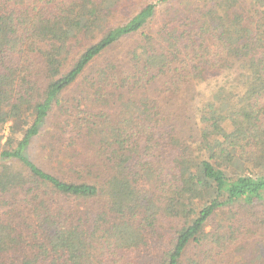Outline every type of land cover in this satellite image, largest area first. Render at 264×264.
Instances as JSON below:
<instances>
[{"label": "trees", "instance_id": "1", "mask_svg": "<svg viewBox=\"0 0 264 264\" xmlns=\"http://www.w3.org/2000/svg\"><path fill=\"white\" fill-rule=\"evenodd\" d=\"M130 3L0 0V264H264V0Z\"/></svg>", "mask_w": 264, "mask_h": 264}, {"label": "rangeland", "instance_id": "2", "mask_svg": "<svg viewBox=\"0 0 264 264\" xmlns=\"http://www.w3.org/2000/svg\"><path fill=\"white\" fill-rule=\"evenodd\" d=\"M155 1L156 0H131L130 5L140 4V3H145V2H155ZM158 7H162V6L159 5ZM154 24H155V22L153 24L151 23V25H150L151 28L153 26H155ZM135 38H140V37H135ZM128 42H133V40L132 39H126L123 43H120L118 46L113 48V50L105 53V55H103L101 57V59L97 60V62L95 63V65L93 67H91V69L92 70H95L96 68L98 69V66L105 63V61L116 60V52L117 51L119 52V54H122L125 57H129V55H128V51L130 49L129 44L130 45H132V44L128 43ZM126 64L129 65L127 62H126ZM154 87L155 86H152L151 88H149L148 91H146V95L149 97H155L156 100L162 99L163 100L162 104L166 108L172 107L174 105L173 104L174 102H171V103L165 102V101H169V99L162 98V96L156 97V95L159 94V91L157 89H154ZM80 88H81V86L79 85L77 87H71L69 89L68 96H70V98H68V96H67V98L65 100V102L67 103V107L73 108V106L77 103L76 100H74V98H79V100L81 102L79 104V107L81 109L82 108L87 109L96 115V113L99 111V107H97L91 103V101L89 100V99H91L90 95H89L88 99L81 98ZM200 88H202V87H198V89H200ZM71 96H73V97H71ZM182 104H184V103H182ZM56 111L57 112L52 113L50 115L49 119L47 120V122L45 124V127L41 130L40 135L33 139L31 145L27 149V154L32 160H34L37 164H39L43 167H47V168L49 167V163H53V161H54V156H53L54 152L59 150V149L61 150L65 146V142L63 140L58 142V140H59L58 134L62 133L59 131V129H60L59 128V125H60L59 121L62 119H65V118L66 119L67 118L75 119L76 118L75 115L77 114L75 111H73L74 113L67 112V111L64 112L61 110H56ZM2 134L4 137L7 134V127L6 126L3 129ZM63 137L66 139L69 136H68V134H64ZM51 145H54L53 149H52V153L50 152ZM208 228L209 227H207V229ZM261 237L264 238V232L261 234L260 237H257V238H261ZM143 256H144V253H141V261L144 260Z\"/></svg>", "mask_w": 264, "mask_h": 264}]
</instances>
